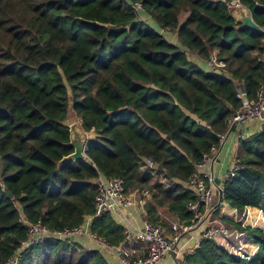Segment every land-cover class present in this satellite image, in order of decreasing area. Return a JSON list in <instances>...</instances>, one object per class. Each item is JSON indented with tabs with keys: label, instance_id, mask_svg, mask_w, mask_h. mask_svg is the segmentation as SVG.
<instances>
[{
	"label": "trees",
	"instance_id": "trees-1",
	"mask_svg": "<svg viewBox=\"0 0 264 264\" xmlns=\"http://www.w3.org/2000/svg\"><path fill=\"white\" fill-rule=\"evenodd\" d=\"M230 1L0 0V264L26 239L24 219L55 229L83 223L95 212L99 178L150 187L154 222L158 206L192 218L187 205L195 196L185 184L218 134L231 129L238 84L255 98L264 83V31L239 27ZM239 1L264 28V0ZM214 52L224 68L213 72L207 60ZM71 112L95 136L87 161L62 163L74 151ZM238 156L243 168L223 183L224 201L241 214L249 206L264 211V127L240 140ZM143 158L176 185L150 184ZM227 221L259 253L247 260L204 240L185 255L189 264H264V229ZM93 228L113 244L123 239L110 214ZM19 264L112 263L98 249L48 238Z\"/></svg>",
	"mask_w": 264,
	"mask_h": 264
},
{
	"label": "built area",
	"instance_id": "built-area-1",
	"mask_svg": "<svg viewBox=\"0 0 264 264\" xmlns=\"http://www.w3.org/2000/svg\"><path fill=\"white\" fill-rule=\"evenodd\" d=\"M242 5L239 0L228 2L231 9ZM134 7L143 9L141 2L135 3ZM207 64L210 71L213 72L224 68V63L216 52L212 53ZM237 97L240 100V105L231 119V127L233 128L236 124L240 125V130L237 133V141L240 142L241 139L251 135L247 131L249 124L256 126V130L252 134L261 131L264 127V83L255 98H250L244 87L238 84ZM227 133L218 134L219 144L213 145L210 151L204 153L202 162L197 164V168H205L206 171L201 174L196 172L186 184L185 190L192 191L195 196V200L187 205L188 210L192 213L191 219L173 220L170 226L171 230L168 231L160 223L149 218L147 199L144 197L138 199L136 196L139 195V190L128 188L124 178H99L93 214L86 215L84 222L79 225H66L59 229L51 228L41 220L31 222L24 219L23 223L28 230L27 237L21 241L15 254L5 264H19L27 248L33 244L44 242L48 238L66 240L72 249L85 247L113 253L121 264H160L167 256H173L175 264H189L185 257L179 258L180 241L183 236L203 224L205 227L202 228L196 237L195 245L188 250L187 254L195 253L204 240H214L230 254L247 260L252 259L253 257L250 258L246 250L248 241H253L249 234L238 226L222 222L216 216V212L224 201L223 197L221 204L217 207L219 187L223 188V183L235 177L243 168V163L236 154L228 170L219 180L214 174V165L220 146L226 141ZM140 170L144 175L156 178L165 188H173L178 182L166 170L160 169L152 158H143ZM135 210L142 214L140 222L135 218ZM105 214H110L123 228V239L117 244L109 242L93 228L95 218ZM84 240L92 243L93 247L84 246Z\"/></svg>",
	"mask_w": 264,
	"mask_h": 264
},
{
	"label": "crops",
	"instance_id": "crops-1",
	"mask_svg": "<svg viewBox=\"0 0 264 264\" xmlns=\"http://www.w3.org/2000/svg\"><path fill=\"white\" fill-rule=\"evenodd\" d=\"M255 128L256 126L254 124H249V127H247L248 133L252 134V132L256 130ZM239 130H240L239 124L234 125L233 128L231 127L230 132L228 131L227 133L226 141L224 142V144H221L220 146L218 158L214 165V174L216 178H218V180L228 170L236 154H238L239 142L237 141V133ZM205 171H206L205 168H198L197 172L201 174V173H204ZM153 179L156 180L155 183L158 182L156 178L150 177V180H153ZM149 193L151 192L149 191ZM149 193H146L147 197L143 196L144 199H147V205L148 203L152 202V195H150ZM136 197L138 199L142 198V196L140 195H137ZM218 210H219L218 217L221 219L222 222L236 226L235 224L229 223L227 221V220H231L233 222H240L244 226H254L253 221L255 220V221H259L258 226L264 229L263 227L264 215L261 214L264 211L258 207H252V206L246 207L243 214H241L236 208H233L229 203H227L226 201H223L222 205L220 206ZM148 212H149V209H148ZM134 215H135V218L139 222L142 220L141 219L142 214L139 211L135 210ZM155 215L158 218L157 223H160L168 231L171 230L170 228L171 222L179 218L171 214L167 208L160 207V206H158L157 212ZM243 216H245V218H243ZM149 218L151 219L150 212H149ZM203 227H205L204 224L200 226L198 229H195L191 233L183 236L179 244V251H178L179 258H184L188 250L190 248H193L196 242V237H198ZM84 246L91 248L93 247V244L88 242L87 240H84ZM102 253L112 264H121L113 253H110V252H102ZM160 264H175V258L173 256H167L164 259V261L161 262Z\"/></svg>",
	"mask_w": 264,
	"mask_h": 264
},
{
	"label": "water",
	"instance_id": "water-1",
	"mask_svg": "<svg viewBox=\"0 0 264 264\" xmlns=\"http://www.w3.org/2000/svg\"><path fill=\"white\" fill-rule=\"evenodd\" d=\"M232 15L234 19L240 24L239 27H250L258 31H262L263 28L254 20L253 15L250 9L244 5L238 6L232 9ZM70 129V145L74 147V151L69 155H66L62 159V163L67 161H87L89 156L88 151V137L86 131L83 128V125H80L78 122H73L69 125ZM230 132V130H229ZM5 191L8 196L13 197V194L9 189L4 186ZM224 197L223 188L219 187V200L217 207L221 204Z\"/></svg>",
	"mask_w": 264,
	"mask_h": 264
},
{
	"label": "rangeland",
	"instance_id": "rangeland-1",
	"mask_svg": "<svg viewBox=\"0 0 264 264\" xmlns=\"http://www.w3.org/2000/svg\"><path fill=\"white\" fill-rule=\"evenodd\" d=\"M186 17H187V13H182V15L180 17L181 22H184L185 19H186ZM170 34L173 35L174 39H176V37H178L176 30L170 31ZM73 122H78V123H80V125H82V120H80L75 115L74 112H71L70 113V117H69V123L72 124ZM94 133H95L94 131H92V132H86V135H87L88 139L91 138V137H94L95 136ZM0 167H1V163H0ZM155 182H156V180L153 179V180H151L150 184H153ZM146 188L147 189H145V190L143 188L140 189L138 187L136 189L139 190V195L140 196H142V197L143 196H146L147 197V194L146 193H149V191H147V190H149L148 188H150V187H146ZM149 194L151 195V193H149ZM218 213H219V210L216 212V216H218ZM261 214L264 215V212L261 213ZM243 218H245V216H243ZM253 224H254V227H259L258 226L259 225V221H255L254 220L253 221ZM263 227H264V225H263ZM260 228H262V227H260ZM259 249H260V247H259L258 244H255L253 241H248V245H247V249L246 250H247V253L250 255V258H252V257L254 258L259 253Z\"/></svg>",
	"mask_w": 264,
	"mask_h": 264
}]
</instances>
